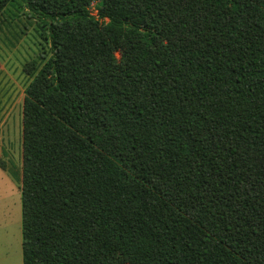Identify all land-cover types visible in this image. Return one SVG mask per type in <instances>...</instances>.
<instances>
[{"label":"trees","instance_id":"16d2710c","mask_svg":"<svg viewBox=\"0 0 264 264\" xmlns=\"http://www.w3.org/2000/svg\"><path fill=\"white\" fill-rule=\"evenodd\" d=\"M21 1L23 264H264V0Z\"/></svg>","mask_w":264,"mask_h":264},{"label":"rangeland","instance_id":"374dc122","mask_svg":"<svg viewBox=\"0 0 264 264\" xmlns=\"http://www.w3.org/2000/svg\"><path fill=\"white\" fill-rule=\"evenodd\" d=\"M92 4V12L96 14ZM0 14V264H23V98L32 77L51 54L46 27L21 0ZM119 57L120 54H117Z\"/></svg>","mask_w":264,"mask_h":264}]
</instances>
